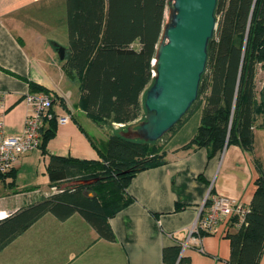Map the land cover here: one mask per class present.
<instances>
[{"label":"crops","instance_id":"0c3cea01","mask_svg":"<svg viewBox=\"0 0 264 264\" xmlns=\"http://www.w3.org/2000/svg\"><path fill=\"white\" fill-rule=\"evenodd\" d=\"M58 46L65 51L68 47L65 0H0L2 130L7 135L22 133L31 112L25 100L30 83L40 87L34 92L45 89L50 95L56 121L45 147L20 155L11 174L0 179V219L58 190L46 173L50 155L100 160L115 125L123 126L98 125L86 114L80 83L63 72ZM201 111L199 107L188 115L159 142L164 163L130 179L126 191L134 201L108 218L115 241L100 238L77 213L62 221L46 213L0 250V264H164L163 248L174 245L180 246L179 257L186 258V264H230L226 234L237 229L232 222L222 221L195 238L189 232L211 194L249 207L259 172L253 156L238 145L228 144L210 158L204 147H184L200 123ZM60 117L67 119L60 122ZM85 126L97 131V137ZM253 135L254 155L264 172L262 121L253 125ZM259 264H264V252Z\"/></svg>","mask_w":264,"mask_h":264},{"label":"trees","instance_id":"16d2710c","mask_svg":"<svg viewBox=\"0 0 264 264\" xmlns=\"http://www.w3.org/2000/svg\"><path fill=\"white\" fill-rule=\"evenodd\" d=\"M167 1L65 0L68 47L62 70L79 81L84 110L98 125H127L142 117ZM215 18L217 27L208 41L198 95L187 113L157 141L130 139L120 131L110 134L100 160L50 155L46 173L58 190L0 219V250L46 213L61 221L77 213L100 238L115 241L108 218L134 201L126 191L130 179L165 162L159 142L201 107L200 123L184 147H204L210 158L234 144L253 156L259 176L246 221L226 237L230 264L260 263L264 172L254 155L253 125L259 117L264 125L263 90L259 98L255 92V66L264 63V0H217ZM30 86L32 92L40 88ZM48 123L41 131V148L54 135L55 115ZM11 171L0 173V179ZM180 249L179 245L163 248V263L186 264L187 259L179 257Z\"/></svg>","mask_w":264,"mask_h":264},{"label":"water","instance_id":"95a60500","mask_svg":"<svg viewBox=\"0 0 264 264\" xmlns=\"http://www.w3.org/2000/svg\"><path fill=\"white\" fill-rule=\"evenodd\" d=\"M170 10L156 48L153 82L145 91V115L120 134L145 142L161 139L189 110L198 95L207 45L217 27V0H169ZM58 58L65 48L58 46ZM264 97V89H263Z\"/></svg>","mask_w":264,"mask_h":264},{"label":"built area","instance_id":"2783aa9c","mask_svg":"<svg viewBox=\"0 0 264 264\" xmlns=\"http://www.w3.org/2000/svg\"><path fill=\"white\" fill-rule=\"evenodd\" d=\"M154 75V72H153ZM25 100L31 108L26 116L24 129L19 135H7L2 130L0 122V173H7L17 164L20 155L38 148L41 144V131L46 121L53 118L51 111L52 99L45 92L29 91ZM67 117H60L58 121L63 122ZM209 203L206 204V201ZM204 203L206 206L203 214L199 217L190 229L189 237L200 236L201 233L212 232L222 221L233 222L236 228L246 221L248 206L239 201L227 197L211 194Z\"/></svg>","mask_w":264,"mask_h":264},{"label":"rangeland","instance_id":"374dc122","mask_svg":"<svg viewBox=\"0 0 264 264\" xmlns=\"http://www.w3.org/2000/svg\"><path fill=\"white\" fill-rule=\"evenodd\" d=\"M170 1L168 0L167 1V5H166V8H165V22L167 21V18H168V15H169V10H170ZM164 22V24H165ZM161 38V37H160ZM134 47H137L138 44L137 43H134L133 45ZM264 89V63H258L256 64L255 66V92H256V97L259 98L260 97V94L262 92V90ZM144 115H145V111L143 112V115L140 119H143L144 118ZM260 121H263L262 120V117H259ZM137 121V120H136ZM135 122V121H134ZM134 122H131V123H134ZM127 124V125H123V126H117L115 125L116 128H114V132H119V131H124L126 132L127 131V127L131 124ZM86 130L91 134L93 135L94 137H97V131H94L93 129L89 128L88 126H85ZM105 133H106V136H108V134L110 133L111 131V128H107V132H106V129L104 130Z\"/></svg>","mask_w":264,"mask_h":264}]
</instances>
